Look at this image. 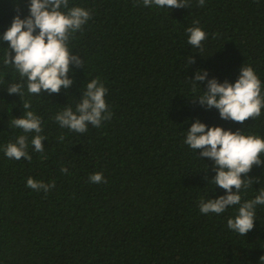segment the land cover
Wrapping results in <instances>:
<instances>
[{
    "label": "trees",
    "instance_id": "obj_1",
    "mask_svg": "<svg viewBox=\"0 0 264 264\" xmlns=\"http://www.w3.org/2000/svg\"><path fill=\"white\" fill-rule=\"evenodd\" d=\"M29 3L0 0V36L17 9L21 18L29 15ZM187 3L169 9L145 7L142 0H69V7L91 13L68 45L84 65H71L74 82L58 94H30L25 84L23 101L40 117L46 137L44 151L35 152V133L27 134L31 161L9 159L3 150L24 134L10 125L24 109L21 96L6 90L21 82L19 74L0 63V264H264V205L256 206L246 236L227 226L239 205L202 214L200 200L225 190L210 182L213 161L184 143L197 118L264 138V107L243 123L221 119L217 109L194 100L207 81L194 92L190 80L204 69L208 79L235 83L250 65L264 96V0ZM194 21L207 34L202 51L188 44L186 29ZM4 47L7 42L0 58ZM96 78L108 89L112 118L84 133L62 128L56 115L66 106L75 110ZM95 173L106 182H90ZM248 175L253 180L241 190L242 203L264 189V166ZM29 177L55 187L33 190Z\"/></svg>",
    "mask_w": 264,
    "mask_h": 264
},
{
    "label": "clouds",
    "instance_id": "obj_2",
    "mask_svg": "<svg viewBox=\"0 0 264 264\" xmlns=\"http://www.w3.org/2000/svg\"><path fill=\"white\" fill-rule=\"evenodd\" d=\"M145 7L160 8L188 7L187 0H142ZM199 6L205 5V0H198ZM62 9L66 11H62ZM29 15L21 18L18 14L13 18L11 26L0 36V45L8 43L5 54L0 58L4 67H12L19 74L21 82H12L6 88L11 94H19L23 101V89L27 87L30 94L41 95L47 92L49 96L58 94L62 88H69L73 79L69 77L71 65L83 67L84 59L73 55L69 48L74 33L80 31L91 18V13L80 6L69 7V0H30ZM186 29L188 44L192 48L203 50L202 42L207 39L206 32L198 26ZM190 65L195 64L194 56L189 59ZM207 70H197L195 77L190 78L193 91L201 82L207 81V90L199 98L194 99L207 109L215 108L221 119L243 123L249 118H257L264 107V96L261 95V80L252 66L243 65L235 83L225 80L221 83L217 78L208 79ZM108 89L99 80L93 79L86 84L83 96L75 110L66 106L55 119L62 128L84 133L88 125L100 127L103 121L110 120L113 113L108 110L106 93ZM24 115L10 121L14 128L21 129L24 134L19 135L15 142H9L4 147V153L9 159L32 160L28 152V135L35 133L31 139V146L35 152L44 151L46 137L41 135L42 121L33 111L31 104H22ZM184 143L194 151L199 150V157L210 158L213 161L211 169L216 175L210 180L217 188L225 190V194L218 198H211L199 202L202 214H221L229 207L239 205L237 215L227 221L229 229L246 236L255 226V209L257 205H264V189L259 191L255 199L242 201L241 190L246 189L252 178L248 175L254 166H264V138L255 135H245L240 130L232 131L221 126L209 127L199 118L186 131ZM63 140V136L60 137ZM61 171L68 172L67 167ZM207 179V177H205ZM90 182H106L102 173L90 176ZM26 186L36 191L47 193L55 187V182L46 184L32 177L27 179Z\"/></svg>",
    "mask_w": 264,
    "mask_h": 264
}]
</instances>
